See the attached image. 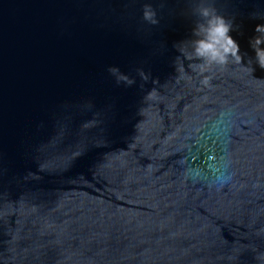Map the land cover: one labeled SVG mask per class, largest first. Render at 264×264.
Segmentation results:
<instances>
[{
    "label": "water",
    "instance_id": "water-1",
    "mask_svg": "<svg viewBox=\"0 0 264 264\" xmlns=\"http://www.w3.org/2000/svg\"><path fill=\"white\" fill-rule=\"evenodd\" d=\"M200 4L240 65L178 51ZM259 24L264 0H0V264H264Z\"/></svg>",
    "mask_w": 264,
    "mask_h": 264
},
{
    "label": "clouds",
    "instance_id": "clouds-1",
    "mask_svg": "<svg viewBox=\"0 0 264 264\" xmlns=\"http://www.w3.org/2000/svg\"><path fill=\"white\" fill-rule=\"evenodd\" d=\"M195 13L200 17L193 28V35L196 39L188 42H181L182 46L178 49L184 57L189 61H199V63H191L189 67L192 71L202 74L208 71L213 65L226 66L230 62L240 65L242 55L238 42L229 34L233 30L231 21L225 17L218 15L214 8L198 5L194 9ZM144 20L151 24H157L156 12L150 4H145L143 9ZM257 36L253 37L249 43L255 52V61L260 68L264 69V24H259L255 28ZM191 46V51L187 50V45ZM251 63V61H249ZM181 67L183 65L181 64ZM250 72L251 68H248ZM109 71L116 76L117 82H125L132 85L135 81L127 75L122 74L115 67ZM139 75L144 81L149 79V75L141 69L138 70ZM210 77H205L202 83L208 84ZM154 83L156 81H153ZM143 87V85H141ZM154 91V89L152 90ZM152 92L148 95L151 96Z\"/></svg>",
    "mask_w": 264,
    "mask_h": 264
}]
</instances>
